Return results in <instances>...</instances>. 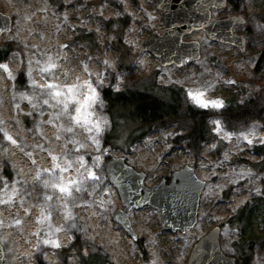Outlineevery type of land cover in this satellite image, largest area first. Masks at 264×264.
<instances>
[{
  "label": "rangeland",
  "instance_id": "rangeland-1",
  "mask_svg": "<svg viewBox=\"0 0 264 264\" xmlns=\"http://www.w3.org/2000/svg\"><path fill=\"white\" fill-rule=\"evenodd\" d=\"M0 11L12 19L10 30L0 37V44L10 46L0 63L25 81L18 87L0 70V128L17 142L5 140L0 132L2 264H85L91 254L100 255L106 264H188L193 244L214 226L219 227L222 251L234 257L235 264H247L243 262L247 257L248 264H254L264 257V202L259 200L264 168L256 170L254 163L261 156L253 148L264 139V109L261 118L248 124H235L224 116L230 105L258 92L264 94V0H234L210 10L214 18L242 17L232 30L244 37L243 51L195 30L183 40L199 42V57L181 66L162 65L151 52L139 51L143 40L163 32L158 21L161 10L152 0H0ZM258 51L262 53L254 66L242 59ZM50 59L56 67L42 73L40 69L47 68ZM154 72L158 84L182 87L191 105L208 112L207 124L219 143L203 141L194 153L185 128L177 129L173 123L155 127L126 148L103 143L110 120L100 90L107 86L120 90ZM77 78L80 82L90 79L99 93L89 109L91 120L107 122L98 136L99 152L89 139L96 135L94 131L74 124L66 114L58 117L61 105L55 101L43 102L49 98L42 85H72ZM189 90L203 92L206 100L222 101V107H199L189 97ZM70 108L74 113L75 105ZM213 121L220 122L219 133ZM68 128L72 131H66ZM249 132L254 141L251 145L241 135ZM73 141L78 142V150ZM53 155L61 166L71 161L72 167L63 173L53 169ZM109 155L122 156L143 171L146 186L162 178L169 181L172 172L185 165L192 167L204 181L195 224L168 231L162 228L154 206L132 208L133 239L113 219L122 203L104 171ZM79 156L97 180L88 179L77 161ZM95 156L100 160L93 167ZM61 175L65 180H83L81 190H73L70 199L45 187V181ZM254 189H260V194ZM42 214L45 219L38 222ZM46 239L57 240L60 247L43 243Z\"/></svg>",
  "mask_w": 264,
  "mask_h": 264
},
{
  "label": "water",
  "instance_id": "water-1",
  "mask_svg": "<svg viewBox=\"0 0 264 264\" xmlns=\"http://www.w3.org/2000/svg\"><path fill=\"white\" fill-rule=\"evenodd\" d=\"M161 10L158 17L163 32L152 33L142 41L139 51H149L159 57L162 65L186 64L199 57V42L183 40L192 31L203 30L212 40L236 45L244 50L245 39L232 30L236 23L243 21L240 15L214 18L211 8H222L227 0H152ZM239 18V20H237ZM11 17L0 11V37L10 30ZM261 51L242 57L254 66ZM107 179L113 183L120 197L122 208H118L113 219L126 230L133 239L135 232L131 227L129 212L132 208L145 205L154 206L159 213L161 226L168 231L184 230L196 222L198 201L204 186L192 167L185 165L174 170L167 181L162 178L151 186L144 184L145 173L129 165L122 156L109 155L104 163ZM219 227L214 226L201 236L192 246L188 264H235L232 256L225 254L218 240ZM4 251L0 243V264Z\"/></svg>",
  "mask_w": 264,
  "mask_h": 264
},
{
  "label": "trees",
  "instance_id": "trees-1",
  "mask_svg": "<svg viewBox=\"0 0 264 264\" xmlns=\"http://www.w3.org/2000/svg\"><path fill=\"white\" fill-rule=\"evenodd\" d=\"M231 1L234 0H227L228 3ZM83 37L87 39L88 35ZM9 48L8 43L0 44V60L8 54ZM24 82L21 75L15 76L16 86L20 87ZM100 98L110 120V127L103 139L105 145L126 148L155 127L172 123L176 124L177 129L185 128V137L194 153L198 152L203 141L215 139L220 142L207 124L208 112L191 105L182 87L158 84L155 72L120 90L104 87L100 90ZM263 109L262 91L242 103L230 105L224 110V116L235 124H248L261 118ZM253 148L261 156L260 161L254 163L256 170L261 172L264 168V144L258 143ZM262 194L259 200L264 202V179ZM84 262L106 264L105 259L98 254L89 255ZM243 262L248 264V257Z\"/></svg>",
  "mask_w": 264,
  "mask_h": 264
},
{
  "label": "snow or ice",
  "instance_id": "snow-or-ice-1",
  "mask_svg": "<svg viewBox=\"0 0 264 264\" xmlns=\"http://www.w3.org/2000/svg\"><path fill=\"white\" fill-rule=\"evenodd\" d=\"M237 20H239V18H237ZM61 47H67V46L62 45ZM105 63H107V61H105ZM55 67L56 65L52 63L50 59L47 68H41L40 71L43 73L46 71H50L51 69ZM0 70H2L4 73L7 74V78L15 79L12 72L9 70V67L7 64L0 63ZM85 71H87L86 66H85ZM29 83L33 87H35V81L31 80V78H29ZM96 83L102 84V80H98L96 81ZM41 88H42L43 94L47 95L49 98L43 101L45 104H49V100H53L56 102L57 105H61V112L57 114L58 117L66 114L69 116L70 120L74 124H77V125L82 124L86 128V130H88L90 133L93 131L96 133L95 136H90L89 139H91L93 145H95L96 150L98 152L101 151L100 140L98 139V136L102 132V125L106 124L107 122L105 120L93 121L90 119L91 113L89 112V109L99 99V93L94 87L93 82L90 79L80 82L79 78H77V83L72 84V85H67V84L59 85L56 83L48 82L45 85H42ZM85 88L87 89V92L81 93V90ZM188 95L191 98V100L201 108H209V107L220 108L222 107V101L206 100L203 98V95H204L203 92L199 90H196V91L189 90ZM28 99H31V98L29 97ZM72 104L75 105L74 113L72 112L70 108V105ZM33 107H35V105H33ZM41 115H43L42 112H41ZM51 122L52 121L50 119L49 123ZM212 123L216 125V128L214 130L219 133V131H221L220 122L213 121ZM66 131L71 132L72 129L68 128L66 129ZM0 132L3 133L5 140L10 141L14 145L17 143L16 140H14L10 135H8V133L3 128H0ZM226 135L230 136L231 134H226ZM241 135L247 141L248 144L250 145L253 144L254 142L253 139L249 138L252 135L251 132L247 134L242 133ZM73 143L77 144V150H78V148L80 147L78 145V142L73 141ZM259 143L264 144V139H261ZM38 147H42V146H38ZM103 151L107 152V149H104ZM28 155L30 156V154ZM51 159L53 161V169L59 168L61 173L68 171L72 167V164H73V162L71 161H66L64 165L61 166L58 163V158L56 156L54 155L51 156ZM99 160H100V156L93 157V161H94L93 167L97 166L96 162ZM77 161L80 164V168L85 169L87 171L88 179H91L93 181L98 179V177L96 176L92 168H89L87 166L83 156H79L77 158ZM43 171L47 172L49 170L45 169ZM77 172L79 175V169L77 170ZM247 174L249 173H245V175ZM37 179H39V174L37 175ZM82 183H83V180L80 178L65 180L64 177L61 175L59 177L53 176L50 178V180L45 181V187L51 186L52 188L57 189L64 199H70L72 198L73 190L75 191L81 190ZM254 191H256L257 194H260L261 192L260 189H254ZM47 199H51V197H47ZM233 211H235V209H233ZM42 219H45V217H43V214L40 218H38V222ZM17 223H19V221H17ZM57 231H59V229H57ZM43 243L50 244L52 247H56V248L60 247L59 242L54 239H46L43 241ZM85 255H87V253H85Z\"/></svg>",
  "mask_w": 264,
  "mask_h": 264
},
{
  "label": "built area",
  "instance_id": "built-area-1",
  "mask_svg": "<svg viewBox=\"0 0 264 264\" xmlns=\"http://www.w3.org/2000/svg\"><path fill=\"white\" fill-rule=\"evenodd\" d=\"M254 264H264V257L257 258Z\"/></svg>",
  "mask_w": 264,
  "mask_h": 264
},
{
  "label": "bare ground",
  "instance_id": "bare-ground-1",
  "mask_svg": "<svg viewBox=\"0 0 264 264\" xmlns=\"http://www.w3.org/2000/svg\"><path fill=\"white\" fill-rule=\"evenodd\" d=\"M115 156H118V155H115ZM199 178V177H198ZM0 243H1V241H0ZM2 244V243H1Z\"/></svg>",
  "mask_w": 264,
  "mask_h": 264
}]
</instances>
